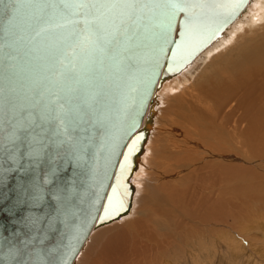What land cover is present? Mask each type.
Listing matches in <instances>:
<instances>
[{"label":"snow or ice","instance_id":"1","mask_svg":"<svg viewBox=\"0 0 264 264\" xmlns=\"http://www.w3.org/2000/svg\"><path fill=\"white\" fill-rule=\"evenodd\" d=\"M246 3L0 0V37L9 47L26 42V55H36L45 66L23 92L3 87L0 76V186L16 180L14 227L5 232L0 225V264H71L85 224L80 189L94 173L98 149L111 138V82L135 76L149 52L158 74L160 57L176 43L173 33L180 38L176 57L204 34L210 16L226 20ZM134 150L135 141L129 155ZM124 159L122 169L128 156ZM104 212L110 215L108 207Z\"/></svg>","mask_w":264,"mask_h":264},{"label":"rangeland","instance_id":"2","mask_svg":"<svg viewBox=\"0 0 264 264\" xmlns=\"http://www.w3.org/2000/svg\"><path fill=\"white\" fill-rule=\"evenodd\" d=\"M247 11L249 12V10ZM238 25H236L234 30L237 29ZM226 40L229 41V39ZM226 40L224 43H226ZM221 46L199 57L188 71L171 81H166L164 83L165 86L163 85L158 91L152 115L153 124L150 129L151 135L149 134V136L151 139L149 138V142L158 150L168 143L167 145L171 149V151L169 150L166 153L168 162L165 165L166 167L159 168L156 163L161 161L164 157L163 155L158 152L159 155L156 154L155 157L144 156L143 162L147 161L144 163V169L137 172L138 174H135L132 179L135 192L144 198V201L139 204V207L142 206L140 212H144V215L140 214V219H146L148 216L147 209H159V204H162V202H158L160 199H164V201L169 203L168 208L172 209L171 215L173 218L178 219L185 217L184 215H190L187 218L193 217L194 219L186 218L188 221L185 219L187 229L184 228L185 225L184 227L181 226V228L173 226L170 231L168 229L167 234L173 235V240L172 236H169L168 242L158 246L159 249H157L155 242H149L146 237L142 238L139 236L140 231H142L140 227L142 226H136V223L134 227L136 215L134 216L132 207L127 218L108 225V230L103 233L101 239L93 246L86 264H264L263 179L255 177V171L250 172V176L240 177V179L236 177L237 180L230 178L224 173V171L226 172L225 165L219 159L209 158V155L202 150L201 145L214 153L221 151L223 148L212 145L206 146L202 143L198 145L192 143V139L186 140L187 136L184 137V135L180 134L182 127L180 119L177 118L182 112L180 106L181 104L183 105L186 114H189L191 108H193L187 107L192 104V99L189 97L190 86L186 88V84L192 82L194 76L209 61V56L213 55ZM212 75L222 77L224 73L220 70H209V72L205 73V77ZM168 86H170V89L167 88ZM166 88L172 92L165 94ZM197 108L200 109V107ZM193 109L195 110V108ZM243 150L241 151L242 154ZM223 151L231 152V149L226 148ZM236 152H239L238 155L241 154L240 151ZM181 162L184 165L178 164ZM217 167L218 172H216L217 176H215L213 172L217 171ZM256 173L260 174V171L256 170ZM173 176L174 178H172ZM215 177L218 179H215ZM213 179L215 180L213 181ZM231 185H234L237 189L234 186L231 188ZM158 188L160 192H158ZM152 191L158 192V200L154 201V198H152L154 193ZM230 192H233V195ZM170 199L171 201L169 202ZM164 205L166 206L167 204L164 203ZM218 217L219 220L216 221L215 219ZM200 219H205V221L203 222ZM208 219L210 220L209 222ZM212 220H215V223ZM185 229L187 232H195L193 238L185 239ZM181 233H184L182 239ZM106 237L107 239L103 241ZM112 238L114 239L112 240ZM157 241L161 243V237L157 238ZM109 246L112 248H109ZM110 249L112 252H110Z\"/></svg>","mask_w":264,"mask_h":264},{"label":"bare ground","instance_id":"3","mask_svg":"<svg viewBox=\"0 0 264 264\" xmlns=\"http://www.w3.org/2000/svg\"><path fill=\"white\" fill-rule=\"evenodd\" d=\"M247 10H249V12ZM237 24L239 25L237 29L234 30ZM226 39H229V41H227ZM225 40L226 43H224ZM218 46L221 47L217 51L215 50L216 52L213 55L211 54L209 56L210 57L209 61L207 62V64H205V67L194 76L192 82L186 84V88L187 86H190L189 97L190 99H192V104L188 105L187 107L189 106L193 107L195 108L196 111L193 108H191L190 113L186 114L184 112L185 108L181 104L180 109L182 110V112H180V114L177 116V118L180 119L181 127H182L181 128L182 131L180 134L182 136L184 135V137L187 136L186 140L192 139L191 142L196 143L198 145H201L200 143H202L206 146L212 145L214 147L218 146L219 148H223L221 149V151H217L216 153H214L208 150L207 147L205 146L203 147V145H201L202 146L201 148H203L202 150L209 155V158L219 159L221 163L225 165L224 168L226 169V172L223 169L224 173H226L227 176H229L234 180L236 179V177L237 179H240V177L250 176L251 174L249 173L250 172L252 173V171H255V173L256 170L260 171V174L254 173V176L259 177V179H263L262 184L264 187V0H252L246 11L242 14V16H240L238 20L225 32L223 37H221L208 50H206L204 54L206 55L207 52ZM188 70L189 68L185 70L183 73H185ZM209 70H220L222 71V73H224V75L222 77L215 75L205 77V73H207V71L209 72ZM167 88L170 89V86H168ZM167 88L164 91L165 94H169L171 91V90H167ZM153 105H155V102ZM197 107H200V109ZM153 111L149 110L148 115L152 116ZM149 138H148V142L146 143L144 153L142 154L141 159L139 161L138 169L136 170L134 175L138 174L137 172L144 169V165H145L144 163L147 162V161L143 162L144 156H148L151 158V157H155L156 154L159 155L160 153V155H163L164 157L161 159L160 162H157L156 165H158L159 168L166 167L165 165L168 162L166 153L169 152V150L171 151L170 146H168L167 143L164 145L163 148L158 150L156 149L155 146H152V144L149 142ZM226 148L231 149V152L223 151L226 150ZM242 149H244L243 154L241 152ZM236 151H240L241 154L238 155L239 152L237 153ZM162 152L165 153L163 154ZM238 157H240V159H238ZM178 164L181 165L183 163L181 162ZM218 167H217V171L213 172L215 173V176H217L216 172H218ZM172 178H174V176ZM216 178L217 177H215V179ZM248 178L250 179V177ZM215 179H213V181ZM227 179L228 178L226 177V180ZM233 186L231 185V188ZM234 188L237 189L235 186ZM152 192L154 193L152 197L154 198V201L158 200L159 199L158 192H160V189L158 188V192L156 191H152ZM230 193L232 194L233 192ZM175 197L177 196L175 195ZM143 201L144 198L142 197V195L137 194L135 192L133 198V204H132L134 216L136 215L135 217L136 221L134 222L135 223L134 227L136 223H137L136 226H142L140 227L142 231H140L139 236L142 238L146 237V240L149 242H155L157 245L156 246L157 249H159L158 246H161L162 244L168 242V240L170 239L169 236H172V240H173V235L167 234L168 229L170 231L171 227L173 226H177V228H181V226L184 227V225H185L184 228L187 229L185 224L186 223L185 219L190 215H184L185 217L178 219L173 218L171 215V212L173 211L172 209L168 208L169 203L164 201V199H160L158 201L159 203L162 202V204H159L157 202V204H159L160 206L159 209H155V208L147 209L146 211L148 212V216L146 217V219L148 218L147 220L143 218L140 219L139 218L140 214H143L144 212H140L142 206L139 207V204ZM170 201L171 199L169 200V202ZM164 203L167 205L165 206ZM242 207H244V205H242ZM128 215L129 213L117 221H121L127 218ZM191 218L193 217L187 219H191ZM187 219L186 221H188ZM209 219L208 222L210 221ZM200 220L203 222L205 221V219L203 220L200 219ZM215 220L218 221L219 217L216 218ZM214 221L213 223H215ZM108 225L94 229V231L92 232L89 240L87 241L84 247L85 249H83L84 251H82L80 256H78L79 258H77L75 264H86L88 255L91 253L93 246L96 244V242H98L101 239L103 233L108 230L109 228ZM186 229L184 230L185 234L183 233L185 239L187 238L191 239V237L193 238L195 232H187ZM183 234L181 233V239ZM160 237L162 240L161 243L157 241V238ZM114 238H112V240ZM105 239H107V237L104 238L103 241ZM181 239L180 241H182ZM187 242L189 241L187 240ZM190 242L192 243L191 240ZM109 248L112 247L109 246ZM110 252H112L111 249ZM184 252L186 253V251Z\"/></svg>","mask_w":264,"mask_h":264},{"label":"water","instance_id":"4","mask_svg":"<svg viewBox=\"0 0 264 264\" xmlns=\"http://www.w3.org/2000/svg\"><path fill=\"white\" fill-rule=\"evenodd\" d=\"M251 1L247 0L235 15L229 16L226 20L224 15L210 16L204 34L194 38L185 49L178 52L176 57H173L172 53L177 52L176 43L180 42V38L173 33L172 39L176 43L169 44L166 53L160 57L161 67L155 69L158 74H153V57L149 52L145 53L135 76L111 82L107 99L109 116L107 126L111 138L103 148L98 149V154L92 161L94 173H90V178L80 189L83 195L81 207L84 210L82 215L85 224L81 225L84 230L79 240L75 242L76 251L71 258V264H75L94 229L111 224L130 212L135 194L132 179L149 138L153 117L148 115V111H153L158 91L166 81L174 79L190 68L206 50L223 37L246 11ZM219 11L224 12L223 9ZM9 43L11 42L0 37V44L5 45L0 51V76L3 77V87L7 89L12 86L23 92L45 71L44 62L36 55L30 57L26 55L29 48L26 42L11 47L8 46ZM11 65L15 67L10 71ZM169 66L171 71H168ZM13 71L15 75L10 85L8 77ZM145 88H147L146 95ZM133 141H135V150L129 155L128 149L132 147ZM125 156H128V161L122 169ZM15 185L16 180L12 179L6 187L0 186V225H3L5 232L14 227L11 221L15 212ZM113 189L116 191L113 192ZM121 201L122 208L119 207ZM105 207L109 208L110 215H105ZM55 242L54 237L50 243Z\"/></svg>","mask_w":264,"mask_h":264}]
</instances>
